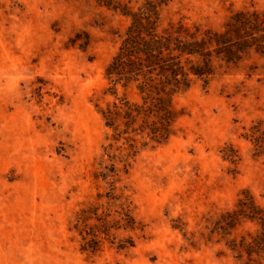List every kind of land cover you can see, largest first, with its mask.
Wrapping results in <instances>:
<instances>
[{"label": "rangeland", "instance_id": "rangeland-1", "mask_svg": "<svg viewBox=\"0 0 264 264\" xmlns=\"http://www.w3.org/2000/svg\"><path fill=\"white\" fill-rule=\"evenodd\" d=\"M118 1L153 2L172 32L264 12ZM130 24L93 0H0V264H264V54L190 76L159 143L103 115L142 102L106 74Z\"/></svg>", "mask_w": 264, "mask_h": 264}, {"label": "trees", "instance_id": "trees-1", "mask_svg": "<svg viewBox=\"0 0 264 264\" xmlns=\"http://www.w3.org/2000/svg\"><path fill=\"white\" fill-rule=\"evenodd\" d=\"M93 1L131 18L106 74L114 86L136 84L142 102L123 98L103 112L107 126L115 130L119 120L130 127L141 119L143 130H150L159 143L167 141L176 119L170 97L190 86V76L207 82L214 75L216 60L236 65L252 50L264 54V12L239 11L220 30L195 26L192 32L180 26L172 32V28L160 29L158 6L151 1L137 12L118 0Z\"/></svg>", "mask_w": 264, "mask_h": 264}]
</instances>
